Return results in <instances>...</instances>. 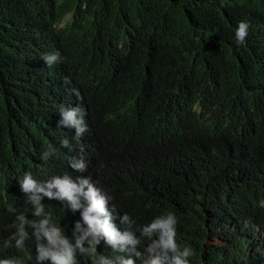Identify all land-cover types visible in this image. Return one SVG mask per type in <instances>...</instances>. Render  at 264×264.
<instances>
[{
  "label": "trees",
  "instance_id": "trees-1",
  "mask_svg": "<svg viewBox=\"0 0 264 264\" xmlns=\"http://www.w3.org/2000/svg\"><path fill=\"white\" fill-rule=\"evenodd\" d=\"M240 22L250 26L242 44ZM79 96L90 129L77 145L60 112ZM86 144V171L69 176L110 197L122 233L139 238L171 212L189 264H264V0H0V258L39 264L34 237L11 240L16 215L38 219L21 182L64 176ZM42 203L75 243L82 212ZM122 255L101 239L76 260Z\"/></svg>",
  "mask_w": 264,
  "mask_h": 264
},
{
  "label": "clouds",
  "instance_id": "clouds-1",
  "mask_svg": "<svg viewBox=\"0 0 264 264\" xmlns=\"http://www.w3.org/2000/svg\"><path fill=\"white\" fill-rule=\"evenodd\" d=\"M249 25L246 22H240L235 32L238 43L242 44L248 35ZM59 54H50L44 57L45 62L51 66L57 62ZM60 115L62 120L60 124L64 127H71L66 134L68 138L76 141L77 145L83 144L89 132V109L81 96L77 98L69 109L61 108ZM89 144V143H88ZM74 157H71L65 163V175L56 176L48 181H37L31 173H26L21 188L27 195V204L33 206V216L38 219L29 220L24 214L16 215V223L12 225L16 230L11 236L15 241L16 247L24 246L25 241L35 238L37 261L44 264L50 261L51 264H78L76 260L77 251L80 254H95L96 246L103 239L107 245L126 256L118 258L119 264H136V258L141 257L137 251L142 238L150 240L146 248L147 258L143 264H189V258L194 255L190 247H181L177 243L176 225L178 223L176 216L169 212L155 218L149 225L140 230L138 238L134 232H121L113 223V215L108 209L110 197H106L101 189L97 188L90 178L77 177L75 180L69 176L75 172L86 171L90 160L85 147ZM63 147H70L69 141H62ZM54 149L52 153H54ZM50 152H45L42 159L47 158ZM56 199L67 201L73 212H82L83 223L75 224V243L67 238L60 227L52 221L50 213H46L42 200ZM81 197L86 203L81 202ZM9 212L15 210L11 207ZM121 222L131 225L132 221L129 215L124 214ZM86 225V227H85ZM32 229L31 236L27 231ZM264 223L260 222L257 227V244L264 240ZM155 237V238H153ZM85 243L88 247H85ZM8 247V244L4 245ZM260 249H264V241L260 244ZM262 256H264V251ZM0 264H21L18 258H0ZM99 264H111V261L101 257Z\"/></svg>",
  "mask_w": 264,
  "mask_h": 264
}]
</instances>
